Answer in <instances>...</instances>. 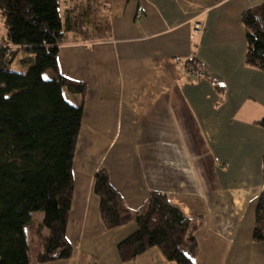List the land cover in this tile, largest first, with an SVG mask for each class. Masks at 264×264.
<instances>
[{
  "label": "crops",
  "instance_id": "1",
  "mask_svg": "<svg viewBox=\"0 0 264 264\" xmlns=\"http://www.w3.org/2000/svg\"><path fill=\"white\" fill-rule=\"evenodd\" d=\"M263 2L59 0L63 16L98 8L87 21L101 27L88 39L69 32L59 46L60 73L86 85L65 230L72 252L38 264H175L157 247L121 260L117 244L136 225L105 228L93 190L100 164L129 210L158 190L201 219L195 264H264V239L252 238L264 190V70L245 63L240 22ZM192 58L203 78L187 76Z\"/></svg>",
  "mask_w": 264,
  "mask_h": 264
},
{
  "label": "trees",
  "instance_id": "2",
  "mask_svg": "<svg viewBox=\"0 0 264 264\" xmlns=\"http://www.w3.org/2000/svg\"><path fill=\"white\" fill-rule=\"evenodd\" d=\"M97 10H71L62 19L59 0H0L6 29L0 44V264H38L71 255L65 230L86 85L60 73L57 55L67 33L88 39L98 32L101 26L87 21L91 15L97 19ZM240 22L245 63L264 70V2L247 8ZM19 52L28 66L25 73L10 70ZM189 66L199 67L193 58L186 61L185 68ZM47 70L52 72L49 78L44 76ZM65 91L80 95V102H70ZM258 123L264 127V116ZM262 163L264 179V151ZM93 178L105 228L136 225L117 244L122 261L157 247L175 264H195L200 218L185 216L158 190L133 212L109 182L104 164ZM252 238L264 239V190L257 199Z\"/></svg>",
  "mask_w": 264,
  "mask_h": 264
},
{
  "label": "rangeland",
  "instance_id": "3",
  "mask_svg": "<svg viewBox=\"0 0 264 264\" xmlns=\"http://www.w3.org/2000/svg\"><path fill=\"white\" fill-rule=\"evenodd\" d=\"M59 9H60V13H61V18L64 19V16H63L64 10H63L62 5L60 6ZM5 32H6V29H5V26H4V23H3V19H2L1 15H0V44H4ZM22 57H24V54L22 52H19L16 55V57L14 58V60L10 64V70L11 71L19 72V73H25L27 71L28 66L22 64V62L20 61V59ZM51 74H52V72L50 70H47V71L44 72V76L47 77V78H49L51 76ZM79 138H80V136H78L76 152H77V148H79Z\"/></svg>",
  "mask_w": 264,
  "mask_h": 264
},
{
  "label": "built area",
  "instance_id": "4",
  "mask_svg": "<svg viewBox=\"0 0 264 264\" xmlns=\"http://www.w3.org/2000/svg\"><path fill=\"white\" fill-rule=\"evenodd\" d=\"M137 16L139 15L137 14ZM199 31H200V25L197 24L195 25L194 32L198 33ZM186 74L189 78H203L205 75V73L200 67L194 68L193 66H189L188 68H186Z\"/></svg>",
  "mask_w": 264,
  "mask_h": 264
}]
</instances>
